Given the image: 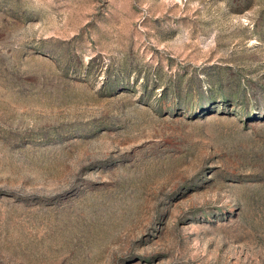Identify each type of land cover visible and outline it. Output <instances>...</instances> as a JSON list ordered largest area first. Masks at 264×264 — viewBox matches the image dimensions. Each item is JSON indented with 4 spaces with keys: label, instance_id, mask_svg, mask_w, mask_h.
<instances>
[{
    "label": "rangeland",
    "instance_id": "rangeland-1",
    "mask_svg": "<svg viewBox=\"0 0 264 264\" xmlns=\"http://www.w3.org/2000/svg\"><path fill=\"white\" fill-rule=\"evenodd\" d=\"M0 264H264V0H0Z\"/></svg>",
    "mask_w": 264,
    "mask_h": 264
}]
</instances>
